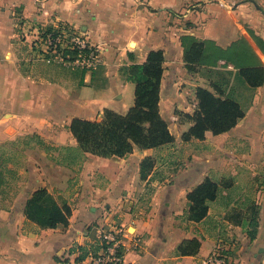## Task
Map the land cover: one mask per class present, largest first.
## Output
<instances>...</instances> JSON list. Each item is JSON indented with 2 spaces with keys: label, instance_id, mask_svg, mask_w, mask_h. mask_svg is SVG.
<instances>
[{
  "label": "crops",
  "instance_id": "0c3cea01",
  "mask_svg": "<svg viewBox=\"0 0 264 264\" xmlns=\"http://www.w3.org/2000/svg\"><path fill=\"white\" fill-rule=\"evenodd\" d=\"M152 1L158 2V8L177 11H186L190 1L203 3L199 10L182 14L191 22L190 27H182L181 19L152 12L141 0H0L1 143L26 134L56 147L76 146L72 120L101 119L106 108L126 113L134 104L135 85L127 80L124 69L145 62L151 50H163L161 114L176 144L201 142L208 148L184 159L170 147H136L126 157L87 153L80 180L72 183L76 185L63 191L45 187L72 207L68 225L55 228L41 227L25 213L30 196L43 187L39 174H31L10 208L0 212V264H82L96 251L99 230L112 224L141 239L139 249L128 241L123 264H205L225 243L231 247L232 264H264V169L250 168L264 164V83L250 86L239 68L217 56L218 51L239 44L264 65V0ZM44 26L79 30L102 47L105 64L97 71L57 68L40 76L34 70L36 53L31 42ZM183 36L205 42L203 64L230 75L225 88L212 78L196 85L213 92L216 86L221 88L245 111L235 127L219 135L208 131L203 140L181 139L193 122L188 116L183 120L178 112L192 115L198 104L195 91L184 87L192 83V77L184 60ZM147 157L155 160V167L141 182V165ZM208 176L228 183L209 203L207 217L191 221L187 194ZM145 190L152 197L142 211ZM255 204L259 227L251 239L245 224ZM193 238L200 240L199 250L181 255L179 245ZM78 245L90 250L80 261L76 260Z\"/></svg>",
  "mask_w": 264,
  "mask_h": 264
},
{
  "label": "trees",
  "instance_id": "16d2710c",
  "mask_svg": "<svg viewBox=\"0 0 264 264\" xmlns=\"http://www.w3.org/2000/svg\"><path fill=\"white\" fill-rule=\"evenodd\" d=\"M186 46L184 60L188 70L197 64H203L206 43L192 40ZM226 59L240 69V75L252 87L264 83V65L255 57L234 45L230 50H220L217 56ZM164 52L151 50L143 63H133L124 69L127 80L134 83V104L126 113H119L106 108L101 119L90 120L74 118L70 131L77 140L76 146L59 149L58 162L68 166L80 165L87 153L103 157H126L135 148L149 149L172 147L176 138L171 132L167 120L160 111L161 84L164 77ZM85 71V70H81ZM197 108L192 115H187L193 122L183 133L182 140H203L211 131L219 135L235 127L245 116L242 105L233 97L226 96L217 87L215 92L199 86L196 89ZM36 137L39 144L45 141ZM155 167V160L147 157L141 165V178L147 180ZM152 179V178H151ZM228 182H216L211 177L206 179L187 194V217L194 222L202 221L209 212V203L216 200ZM25 213L27 217L41 227L55 228L60 224L68 225L72 207L66 201H60L55 193L47 188H38L28 199ZM251 239L256 238L259 227V207H251L250 217L245 224ZM201 246L197 238L186 239L178 247L181 255L195 254ZM80 251L76 260H82L90 250L83 245L75 247ZM57 259H60L59 257Z\"/></svg>",
  "mask_w": 264,
  "mask_h": 264
},
{
  "label": "rangeland",
  "instance_id": "374dc122",
  "mask_svg": "<svg viewBox=\"0 0 264 264\" xmlns=\"http://www.w3.org/2000/svg\"><path fill=\"white\" fill-rule=\"evenodd\" d=\"M151 1V3H149ZM141 0L142 4H147L152 12L163 11V14L166 15V18L177 21L178 19L182 20V27L191 26V22L188 19H184L183 13L187 10H199L203 2H194L190 1L188 5L185 6L186 11H177L170 10L166 7L158 6V2H154L152 0ZM163 3L169 2V0H161ZM175 1V0H172ZM157 6V7H156ZM183 9V8H182ZM165 12V13H164ZM180 12V13H179ZM165 19V17H163ZM178 18V19H177ZM63 29H72L69 27H63ZM46 30H52L51 28L44 26L40 28L37 33H35L34 39H32L31 45L33 46V51H35L34 57V70L40 76L44 74H52L55 69L62 68L63 70H69L72 72L78 71L77 69L68 68L59 62H57L54 58V55L51 52H47L43 49V43L38 41V35L43 32H47ZM77 30V29H76ZM40 32V33H39ZM44 34L41 35V37ZM189 36V35H188ZM182 37V41L186 46L191 43L193 40L192 37ZM92 43V42H91ZM30 44V43H29ZM93 44V43H92ZM96 45V44H94ZM101 48L103 54L104 50L101 46L97 45ZM27 50V49H26ZM31 62L30 59L26 60L25 63ZM105 64V54H104V63L97 67V69L93 71L99 70ZM24 67H27L23 64ZM80 71V70H79ZM79 73V72H78ZM190 80L192 83H186L184 87H189L192 91H195L198 88V85L202 81L207 82L206 78H212V80H217L216 82L222 85L225 88L226 80H230V75H226L225 73H219L218 71L211 70L209 65L197 64L193 67L192 70H189ZM134 95V92H133ZM248 96L247 102L250 101V93H247ZM246 103V102H245ZM178 115H181L183 120H186L188 114L178 112ZM183 135V134H182ZM36 136V135H33ZM182 139V136H181ZM183 141V140H182ZM205 143L201 142H192L188 144L175 143L173 147H170V151L178 152V156L180 158H187L193 153L201 152L206 149L204 147ZM60 150L64 147H58ZM173 148V149H172ZM164 154L166 153L163 151ZM161 153V150L159 152ZM59 159V151L55 150L52 143L45 141L44 144H39L36 137H31V135H18L15 139L10 140L8 142H0V212L2 210H6L10 208L13 203L15 197L18 195L20 191L26 186L28 181L31 178V174H39L42 179L43 187H47L50 189L63 191L64 188L68 185H76L72 184L73 181L80 180V172L82 170V165L84 161L80 165L68 166L66 164H60L58 162ZM249 164V163H248ZM250 165V164H249ZM244 168L251 170L250 168H258L264 169V164L257 166L254 165L252 167H248L246 164L243 165ZM166 169H170L167 167ZM246 174V171L244 172ZM76 182V181H75ZM80 182V181H79ZM141 182H145V180L141 179ZM156 183V182H154ZM139 182V185L141 186ZM57 192V191H56ZM140 192V191H138ZM142 192V191H141ZM152 192L148 190L143 192L142 196V206L141 210L145 211L148 209L150 205V199Z\"/></svg>",
  "mask_w": 264,
  "mask_h": 264
},
{
  "label": "built area",
  "instance_id": "2783aa9c",
  "mask_svg": "<svg viewBox=\"0 0 264 264\" xmlns=\"http://www.w3.org/2000/svg\"><path fill=\"white\" fill-rule=\"evenodd\" d=\"M51 29L43 32L42 37L39 34L38 41L60 64L71 69L93 71L104 63L101 48L88 41L79 30ZM128 241L133 249L141 247V239L131 238L124 226L112 224L103 227L99 230L96 251L85 257L82 264H123ZM230 248L227 243L219 246L216 252L205 259V264H232L228 256Z\"/></svg>",
  "mask_w": 264,
  "mask_h": 264
}]
</instances>
